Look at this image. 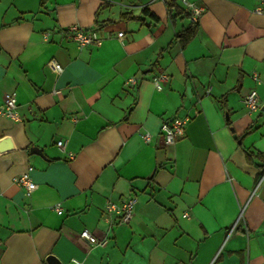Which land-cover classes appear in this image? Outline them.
<instances>
[{"label":"crops","instance_id":"1","mask_svg":"<svg viewBox=\"0 0 264 264\" xmlns=\"http://www.w3.org/2000/svg\"><path fill=\"white\" fill-rule=\"evenodd\" d=\"M189 1L204 11L182 46V0H0V107L15 92L20 117L0 114V264H264V2ZM74 25L101 43L78 47ZM173 117L184 135L166 144ZM128 197L112 223L106 203Z\"/></svg>","mask_w":264,"mask_h":264},{"label":"built area","instance_id":"2","mask_svg":"<svg viewBox=\"0 0 264 264\" xmlns=\"http://www.w3.org/2000/svg\"><path fill=\"white\" fill-rule=\"evenodd\" d=\"M261 1L264 2V0ZM182 3L188 13L190 23L197 24L200 16L204 11V8L201 5L189 0H182ZM67 35L77 44L78 47L95 46L100 44L102 40V37L99 35L98 30L95 26L80 27L74 25L68 29ZM117 37L119 39H122L123 32L118 31ZM48 65L53 71L57 73L61 72L63 69L62 66L56 61L51 60L48 62ZM252 76L254 79H258L256 74H253ZM167 80L168 75L163 72L156 73L152 78L153 85L158 90L162 88L163 83ZM125 83L127 85H134L136 83V79L134 77H129L128 79H126ZM242 103L249 112L258 111L260 109V102L256 90L252 89L245 95H243ZM0 114L15 121L20 120L15 92H9L4 95L3 104L0 107ZM185 124L186 119L181 117H173L169 120L163 121L160 125V132L164 138V142L166 144H173L178 139H180L184 135ZM142 137L144 141L147 142L150 140V133L145 132L143 133ZM56 145L61 149H64L62 141L58 140L56 142ZM13 181L22 185L26 189L27 193L32 191L35 187V183L31 181L27 172L17 175L13 178ZM136 202L137 199L135 197L125 198L117 203L108 201L105 205V215L106 217L113 215L114 220L112 221L110 219V221L114 224L128 223L132 218L133 209ZM54 210L58 214H62V209L59 204L54 205ZM183 216H188V213L185 212ZM239 217L240 215L238 216L237 220L239 219ZM79 237L85 240L90 246H104L107 242V238H99L86 228L82 229L79 232Z\"/></svg>","mask_w":264,"mask_h":264},{"label":"trees","instance_id":"3","mask_svg":"<svg viewBox=\"0 0 264 264\" xmlns=\"http://www.w3.org/2000/svg\"><path fill=\"white\" fill-rule=\"evenodd\" d=\"M173 7L171 4L167 5V10H171ZM145 10V9H144ZM153 15V14H152ZM123 18H130L129 15L127 14H122ZM197 31V24L190 23L187 27L183 28L178 34H177V40L179 43L183 46L185 45L190 38L194 36V34ZM250 126L248 127L249 130ZM258 157H264V154L262 155H257ZM260 167H264V165H260Z\"/></svg>","mask_w":264,"mask_h":264},{"label":"water","instance_id":"4","mask_svg":"<svg viewBox=\"0 0 264 264\" xmlns=\"http://www.w3.org/2000/svg\"><path fill=\"white\" fill-rule=\"evenodd\" d=\"M261 110L264 111V105H262ZM227 118H228V117H227ZM32 151H34L35 153L37 152V151H35L34 149H32ZM46 262H47L48 264H59V262L57 261L56 257L53 256V255H48V256L46 257Z\"/></svg>","mask_w":264,"mask_h":264}]
</instances>
